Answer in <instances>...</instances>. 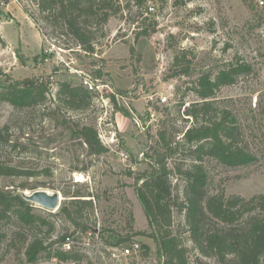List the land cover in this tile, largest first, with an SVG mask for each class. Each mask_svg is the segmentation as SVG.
I'll return each mask as SVG.
<instances>
[{"label": "rangeland", "instance_id": "1", "mask_svg": "<svg viewBox=\"0 0 264 264\" xmlns=\"http://www.w3.org/2000/svg\"><path fill=\"white\" fill-rule=\"evenodd\" d=\"M104 31L107 36L98 34L95 54L67 50L59 43H72L52 34V28L40 19L35 0H0V84L30 78L49 82L50 88L47 104L36 108L22 110L0 102V130L8 127L12 143L0 145V161L22 172L0 176V189L60 192V208L70 200L63 191L93 192L99 199L91 211L90 226L100 232L103 228L117 230L123 236L148 232L134 179L151 171L147 153L158 147L164 126L173 134L174 129L183 130L192 123L184 119L185 107L178 112L179 103L185 101L188 106L196 100L186 90L187 83L201 74L216 75L229 63L238 62L249 67L250 74L222 88L218 99L234 106L245 141L258 162L236 170L207 163L210 192L245 198L264 195V7L257 0H149L142 7L127 6L111 18ZM142 31L149 36L137 41ZM131 46L136 49L133 54ZM176 55H186L183 69L189 67L190 76L173 77ZM62 83L87 89L93 96L92 106L78 111L63 108L56 97ZM88 83L99 89L92 92ZM77 125L95 127L109 152L88 155L87 147L74 135ZM174 137L182 140L178 134ZM174 161L170 160L171 168ZM173 180L179 182L181 194L183 181ZM34 207L54 223L52 240L76 230L64 217ZM174 219L177 225L184 224L183 216L175 214ZM17 227V223L11 225L10 231ZM26 230L30 242L36 232ZM48 231L44 225L37 234ZM133 239L150 249L143 248L139 264H162L152 240L146 236ZM9 240L0 242V264H27L23 253L10 248ZM205 260L216 264L214 259ZM48 262L57 264L53 259Z\"/></svg>", "mask_w": 264, "mask_h": 264}, {"label": "trees", "instance_id": "2", "mask_svg": "<svg viewBox=\"0 0 264 264\" xmlns=\"http://www.w3.org/2000/svg\"><path fill=\"white\" fill-rule=\"evenodd\" d=\"M148 1L126 0L125 4L124 0H35V3L40 19L52 28V34L67 37L72 43H59L60 47L95 54L98 34L102 32V37L106 38L104 30L111 18L122 14L132 3L142 7ZM148 36V31H142L136 39ZM60 38L58 40H62ZM130 51L135 53V47L131 46ZM186 58V55L175 56L173 77L190 76L189 67L183 69ZM98 73L101 76V71ZM245 74H250V68L235 62L229 63L216 75L201 74L187 83L186 90L196 100L188 106L182 101L178 112L181 114L185 107L184 119L192 123L183 130L174 129L173 134H169L164 126L159 131L158 147H152V153H147L151 159V171L137 174L134 178L135 191L147 217L149 231L123 236L117 230L103 228L101 235L106 245H128L134 237L146 236L155 243L162 264H210L205 260L209 258L216 264H264V195L245 198L227 196L223 191L210 192L211 177L207 166V163L215 162L236 170L258 162V156L250 151L245 141V131L234 106L228 104L230 101L218 99L222 88L236 84ZM180 91L177 90L178 96ZM49 93V82L36 79L0 84V102H8L22 110L46 105ZM56 97L63 108L72 111L86 110L93 104V96L87 89L68 83L59 84ZM119 111L129 115L124 110ZM73 132L87 147L88 155L102 156L109 152L95 127L77 125ZM174 134L182 136V140H176ZM10 144L9 129L5 127L0 130V145ZM13 147L17 148L15 144ZM171 159H175L172 168L169 166ZM19 175L22 172L16 167L0 161V176ZM174 177L183 181L181 194L179 182L175 183ZM63 195L70 200L59 209V213L49 212L50 216H62L70 222L76 229L71 234L95 229L96 226H90L89 221L99 197L81 190L63 191ZM36 209L15 189H0V242L10 239V248L18 254L23 253L27 264H40L52 259L81 261L83 257L77 251H61L62 243L71 234L52 240L54 223H49L35 212ZM175 214L184 217V224L177 225ZM93 222L97 224L95 220ZM16 223L19 227L10 231L11 225ZM132 223L130 215V229L133 228ZM44 225L49 226L48 233L37 234L38 228ZM27 228L36 232L30 242ZM142 247L150 251L147 245Z\"/></svg>", "mask_w": 264, "mask_h": 264}, {"label": "built area", "instance_id": "3", "mask_svg": "<svg viewBox=\"0 0 264 264\" xmlns=\"http://www.w3.org/2000/svg\"><path fill=\"white\" fill-rule=\"evenodd\" d=\"M12 1V0H11ZM17 2L18 0H14ZM261 7H264V0H257ZM91 91H97L98 86L91 85ZM166 103V97L161 98ZM101 232L99 229H90L85 233L77 232L68 235L61 245L62 252H78L83 258L81 261H58L57 264H139L142 259L143 247L137 240L131 241L128 245L110 246L101 244ZM42 264H51L45 262Z\"/></svg>", "mask_w": 264, "mask_h": 264}, {"label": "water", "instance_id": "4", "mask_svg": "<svg viewBox=\"0 0 264 264\" xmlns=\"http://www.w3.org/2000/svg\"><path fill=\"white\" fill-rule=\"evenodd\" d=\"M21 197L28 203L38 206L48 212H56L60 209L61 201L63 199L60 192L51 193L49 191H35L28 193L26 191L18 192Z\"/></svg>", "mask_w": 264, "mask_h": 264}]
</instances>
